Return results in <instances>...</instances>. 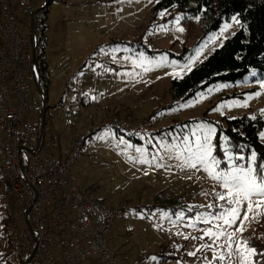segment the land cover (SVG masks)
<instances>
[{
	"label": "rangeland",
	"instance_id": "rangeland-1",
	"mask_svg": "<svg viewBox=\"0 0 264 264\" xmlns=\"http://www.w3.org/2000/svg\"><path fill=\"white\" fill-rule=\"evenodd\" d=\"M159 1L49 0L44 12L42 0H31L35 11L40 10L35 20L38 38L44 28L47 78L45 88L30 77V92L39 109L43 107L40 95L46 99L47 134L54 142H66L70 134L82 132L84 125L91 128L74 173L81 191L93 188L118 213L108 237L113 264H159L151 258L136 262L159 250L175 258L162 264H208L211 251L194 257L188 253L211 243L207 238H192L200 237L201 230L211 225L196 222L193 228L189 224L201 213L219 214L221 205L227 207L214 195L225 190L203 167L181 165L190 155L187 148L194 150L196 136L201 135L198 125H211L217 131L224 118L264 111V78L250 72L233 86L213 83L188 99L173 101L168 93L170 81L190 71L183 67L190 58H194L191 69L206 58L233 32L234 23L223 35L221 29L229 24L226 20L217 32L204 35L197 29L190 35L182 25V16H177L181 19L176 23L177 17L163 21L160 14L153 15ZM234 92L244 93L226 99ZM221 105L232 106L216 111ZM147 119L150 124L133 134L101 126L109 122L135 125ZM34 121L38 123V118ZM262 133L260 140L264 141ZM137 148L145 151L148 161L154 157L155 161L137 163L130 159L140 156ZM221 148L227 150L223 137ZM228 152L237 166L250 163L251 156L239 160L241 155ZM218 160L217 170L227 171L225 154ZM139 208L155 209L141 212ZM180 214L183 219L178 220ZM261 218L246 221L245 231L237 232V239L257 238L255 224ZM80 264L102 263L92 257ZM231 264H239L236 256Z\"/></svg>",
	"mask_w": 264,
	"mask_h": 264
},
{
	"label": "built area",
	"instance_id": "built-area-1",
	"mask_svg": "<svg viewBox=\"0 0 264 264\" xmlns=\"http://www.w3.org/2000/svg\"><path fill=\"white\" fill-rule=\"evenodd\" d=\"M42 2L41 10L48 4ZM36 15L31 0H0V179L13 206L9 258L28 264H80L96 257L113 264L108 237L118 213L94 190L81 191L74 173L90 126L61 145L47 134L44 123L40 137L41 109L32 100L28 81L31 77L40 85L33 62L39 55ZM40 96L43 109L46 99ZM149 124L101 126L136 132Z\"/></svg>",
	"mask_w": 264,
	"mask_h": 264
},
{
	"label": "trees",
	"instance_id": "trees-1",
	"mask_svg": "<svg viewBox=\"0 0 264 264\" xmlns=\"http://www.w3.org/2000/svg\"><path fill=\"white\" fill-rule=\"evenodd\" d=\"M49 4L48 0L47 7ZM46 8L42 11L45 12ZM161 12L165 13L162 16L163 21L182 16V25L190 35L197 29H200L204 35L217 32L225 20L229 24L234 23L233 32L206 58L183 77L170 81L168 93L173 101L188 99L198 90L213 83H225L233 86L244 80L250 72H255L260 78H264V0H160L153 7V15L157 17ZM234 16L239 20V24L232 20ZM43 34L44 28L42 27L41 35L38 38L37 71L39 87L46 88L47 64L44 56ZM143 51L151 53L146 48ZM241 93L234 92L226 99L240 97ZM44 109L46 113L47 107L41 109V121ZM128 119L126 120L128 121ZM140 131L127 133L133 134ZM263 131L264 111L243 114L234 119L224 118L223 124L217 126L216 136L212 142L213 156L223 159L225 153V150L221 148V138L223 137L228 151L236 156H243L244 160H248L255 152L257 159L253 164L254 167L264 165V141L260 140V134ZM4 187V182L0 179V264H25L26 260L8 261L12 250V217ZM154 209L139 208L137 210L153 212ZM255 231L259 236L249 238L247 240L249 246L255 247L258 252L264 251V218L255 224ZM153 257L159 264L175 259L168 256L167 251L159 250L145 257L137 258L136 262ZM258 259H261L264 264V258Z\"/></svg>",
	"mask_w": 264,
	"mask_h": 264
},
{
	"label": "snow or ice",
	"instance_id": "snow-or-ice-1",
	"mask_svg": "<svg viewBox=\"0 0 264 264\" xmlns=\"http://www.w3.org/2000/svg\"><path fill=\"white\" fill-rule=\"evenodd\" d=\"M165 13L161 12L163 16ZM181 17L176 18V23H179ZM232 20L239 24V20L234 16ZM232 25L225 24L221 29V35L229 29ZM243 27V25H240ZM177 31L183 32V28H177ZM199 55V50H197ZM163 59V58H162ZM190 63L185 64L183 67L191 70ZM148 69L145 68V71ZM178 75V74H177ZM259 95V93H257ZM232 105H221L216 111H220L224 107H231ZM197 132L201 135L196 136L195 149L187 148V152L190 153L187 159L184 160L182 167L187 166L191 168H197V166L203 167V170L207 172L209 177L216 180L224 192L215 193V197L224 201L227 207L221 205L223 210L219 214H199L195 221L190 222L189 226L195 228L196 222H203L204 224L211 225L205 229H202V235L200 237H192L193 239L204 240L207 238L211 243L201 244L195 249V251L189 252V256H196L198 252L209 250L213 253L211 261L208 264H223L225 260L231 264V258L236 256L239 264H262V260L258 258H264V251L258 252L255 247H250L249 242L243 239H237V232L243 233L245 231L244 224L250 219H258L264 217V165L253 167L256 162V153L253 152L250 157V163L247 167L237 166L234 163V157L225 150V157L228 161V170H217L221 163L220 160L213 156V144L212 138L216 134V128L211 125H198ZM264 136V133H262ZM103 138V137H102ZM119 143H126L120 140ZM130 147V145H129ZM136 152L140 153V156L134 159L137 163H153L145 158V151L137 148ZM183 158V157H181ZM237 159L243 160L244 157L240 156ZM157 167L162 165L157 164ZM209 208L215 207V205H208ZM251 215L250 214H253ZM178 220L183 219V215L180 214L177 217ZM239 221V223H238ZM229 229H232L229 231ZM188 239V236L184 237ZM152 259H155L153 257ZM207 260V258L205 257Z\"/></svg>",
	"mask_w": 264,
	"mask_h": 264
},
{
	"label": "water",
	"instance_id": "water-1",
	"mask_svg": "<svg viewBox=\"0 0 264 264\" xmlns=\"http://www.w3.org/2000/svg\"><path fill=\"white\" fill-rule=\"evenodd\" d=\"M40 10H37L36 11V14L39 12ZM35 64H37V61L34 59L33 61ZM44 123H45V109L43 110L42 112V121H41V133H40V137L42 136V130H43V126H44ZM25 264H28V261L25 263Z\"/></svg>",
	"mask_w": 264,
	"mask_h": 264
},
{
	"label": "crops",
	"instance_id": "crops-1",
	"mask_svg": "<svg viewBox=\"0 0 264 264\" xmlns=\"http://www.w3.org/2000/svg\"><path fill=\"white\" fill-rule=\"evenodd\" d=\"M42 5H43V2H42ZM101 5H102V3H101ZM47 11V9L45 10V12ZM44 38V37H43ZM45 40V39H44ZM45 44H46V41L44 42V47H45ZM45 56V55H44ZM84 127H85V125H84ZM60 142H62V144H64L65 142L64 141H60ZM64 142V143H63ZM61 144V145H62ZM86 190H90V188L89 189H86ZM92 190H94L93 188H92Z\"/></svg>",
	"mask_w": 264,
	"mask_h": 264
}]
</instances>
